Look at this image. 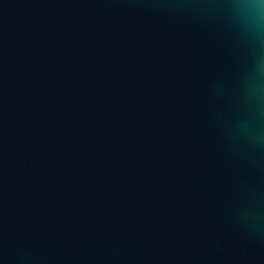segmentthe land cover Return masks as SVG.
<instances>
[{
    "label": "water",
    "instance_id": "95a60500",
    "mask_svg": "<svg viewBox=\"0 0 264 264\" xmlns=\"http://www.w3.org/2000/svg\"><path fill=\"white\" fill-rule=\"evenodd\" d=\"M0 264H264L261 0H0Z\"/></svg>",
    "mask_w": 264,
    "mask_h": 264
},
{
    "label": "clouds",
    "instance_id": "9594fccd",
    "mask_svg": "<svg viewBox=\"0 0 264 264\" xmlns=\"http://www.w3.org/2000/svg\"><path fill=\"white\" fill-rule=\"evenodd\" d=\"M261 3L264 4V0H261Z\"/></svg>",
    "mask_w": 264,
    "mask_h": 264
}]
</instances>
